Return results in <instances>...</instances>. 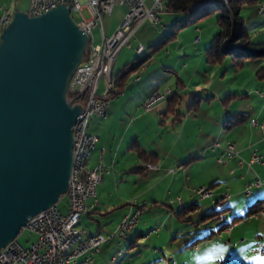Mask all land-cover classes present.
<instances>
[{"label": "crops", "instance_id": "obj_1", "mask_svg": "<svg viewBox=\"0 0 264 264\" xmlns=\"http://www.w3.org/2000/svg\"><path fill=\"white\" fill-rule=\"evenodd\" d=\"M18 1L19 0H17L16 3H18ZM8 5H10V3ZM261 5H263V10L262 12H259L258 7ZM6 6L7 5H5L4 7ZM253 6L255 8L252 12L256 11L260 15L264 13V0H259L253 5H247L248 8ZM117 7L122 10V16L118 20V23L115 25L114 29L110 33H106L107 35H110L116 29L125 14V6ZM243 8L244 6L242 7V9ZM1 9L2 7L0 6V10ZM114 9H116V6L113 8L111 14L109 15H112ZM250 16H252L251 12L249 13L248 17ZM244 19L246 22L247 18ZM252 22L255 29H259L257 32H254L255 39H257L256 36L262 34L256 41H264V22L262 20H253ZM209 42L210 41H208L207 43ZM131 44L128 49L132 48ZM136 47L137 45L133 50L135 55L137 54ZM204 49L202 50V56L205 58ZM127 57H130L129 54L127 55ZM116 58L114 60V63L116 61ZM149 68V66L146 67L143 65L140 68V70L143 69L144 71L143 75H137L133 78V82L139 83V85L137 86L138 88L150 86L151 89L150 93L144 92L142 93V95L139 94V101H141L139 103L140 105H142V103L153 92L158 91L157 89L160 88L159 86H155L156 84L154 85V77H152V74L150 72L147 73ZM182 71L183 69L180 73H182ZM207 71L208 69H206V74L204 75L206 76L205 82L203 81L204 79L199 82H193V79L196 77L198 72L197 68L193 70L191 74H189V80L187 83L184 78L179 77L181 81L179 84V93L181 94L188 90L190 91V93L200 95V93H202L201 90H203L204 92L210 91V98L220 96L222 95V93H225L224 91H227L226 89L229 86L223 85L225 87V90H220V92H218V90H216L217 88L214 86V84H216L217 86L221 84L218 79L219 76H217L219 74V69H213L211 72ZM238 71L234 70V74H236ZM257 76L260 77L259 75ZM262 78H264V76ZM228 90L230 89L228 88ZM232 92L242 93L239 90H236L228 91L227 94ZM261 92L262 95H259V93L257 94L259 97L264 98L263 91ZM161 106L162 108L159 110V114L163 116L162 112L165 109L166 101L160 102L155 107L160 108ZM151 111L144 112L142 109L141 112H144V114L138 116L137 118L141 119L143 116L145 117V113L148 114ZM217 112L218 113H215L214 115H211L210 113H204L202 118L199 120L200 122L198 123L199 114H197L196 111L188 110V112L181 115L180 120H172V128H174V125L176 127L170 134L166 131L167 135L165 139H163L162 137H156L154 135V133L156 132H154L152 136L149 137L150 140L141 138V131L139 129H136L137 119L129 122L119 136L113 134L112 138L109 137L111 136L110 132L108 133L109 138H102L101 135L98 134H101L98 129H100V127H102L101 130L104 129L103 127H105L107 122L112 118V113L110 115H107L106 117L94 116L91 119V121L89 122L88 131L92 134L97 135L98 141L95 149L90 155L89 166H94L99 162V160H101L104 165H107L109 167V172L104 175L103 180L97 186L100 194L98 203L96 205H92V207H90L89 210L81 217V224L84 227H87L93 233H90L92 235L96 234L99 231L104 234H110L114 231L117 224L125 215H127L131 211L136 210L137 207L141 208L142 211L139 215L137 223L129 232H127L126 237L114 235L107 242L102 243L97 250L84 255H79L75 258L74 261H71L67 264H102L105 260H107V253L110 252H108V248H110L109 244H111L112 241H116L114 246L116 245L115 247L117 248L118 255H120L122 254L120 247L121 245H123V243L125 245V248H128L137 245L139 237H143L142 239H146L147 235H149L150 233H156V236L158 238L161 237L162 235L159 233L161 232V225L155 228L150 227L153 218L150 215H148L147 218L141 217L144 208L148 205V201H150V206L148 207L149 214H152V212L155 215L159 214V211H154V208L158 204L155 198L157 194L158 197H163V203L169 206L171 214L174 213L175 208H178V210L180 209L178 198L182 200L184 207L189 205V207H183L187 214H185V216H183L182 218L177 217V220L186 222L189 221L190 223H194L195 221H197L201 215L209 211L213 206L216 208H220L222 206L227 207L226 211L221 212V218L216 221V224L214 226L210 222L214 221L212 219L207 220L206 218H203V220H200V222L204 223V226H202L200 229L197 228L196 230H194V237H196L197 235H203L210 228L216 227L222 221L231 220L233 215L244 214L250 203L264 197V128H261V125L264 126V122L260 120L261 112H256L255 114H253L252 112V115H250L249 113H245L248 115L249 121L252 118L257 120L256 125H252L248 122L246 123L248 124L247 126L241 127V125H238L239 127L236 126L231 129H226L223 126V121L225 115L227 114L225 109H221ZM169 116H166L165 118ZM96 118H102V121ZM165 120L166 119H164L162 123H164ZM154 122L155 120L154 118H152L150 124ZM147 127L148 126L146 125L145 127L143 126V128L145 129H147ZM240 127L241 129H239ZM133 139H136L142 146V148L147 152L156 153L157 160L154 163L157 164V167L159 165L158 172H143L142 167L146 162L142 158H140L137 151L130 146ZM214 142H218L220 147L212 148V144ZM228 144L234 145V147L238 151V157L226 158L224 162H219L218 157L222 153L221 147H225ZM255 149L257 152L263 154L262 161L254 162L251 164V166H249L247 163H244L242 166H240L239 160H249L252 152ZM137 166H141V168L138 170H134V167ZM171 168H174V171L171 172L169 170ZM133 173H139L141 175L140 177H132V179H134L135 177V185H133V188L131 187V185L129 186V191L126 192L127 194L124 193V196L121 195V197L117 196L116 198H113L111 193H109L108 196L105 194V185H103L105 176H108V181L111 180V183L117 189L119 186L118 183L130 180V176ZM232 177H236L238 178V180ZM257 178L262 179V184L259 186L252 185L254 180H256ZM149 184L150 186H148ZM247 185H250L248 190L246 189ZM199 187H205L209 190L210 194L202 197L197 192V189ZM140 189L142 190L141 193L139 192ZM133 195H138V197L132 198ZM169 197H172L170 199L172 201L166 202ZM133 199L134 203L131 204L130 201ZM139 201H141V203ZM91 202L92 201H90V203ZM239 203H242V205L239 206ZM66 207L67 204L64 206L63 210L61 208L60 209L64 212L66 210ZM117 209L118 211L114 213V211ZM151 209H153V211ZM158 210H161V208H158ZM171 214L170 212L166 213L164 219L168 216L170 217ZM108 216H113L111 220L115 223H111L113 224V226L109 230H105L104 225L107 223L106 218ZM184 218H189L190 220H185ZM164 219L162 223H164ZM245 222L249 224L250 229L241 228L240 225L242 223H240L238 219H235L232 223L228 224L227 226H225V228L221 229L218 232L217 236L223 231L221 236L223 237V239L226 237L224 239L226 242L224 241L223 244L219 242L220 244H218V246L220 245V248H214L210 250V252L212 253H217L214 258L222 257V255H225L224 247L231 246L228 252V256L227 258H225V261L222 260L223 257L221 258V264H238L239 260L244 261V264H247L249 261L251 262L250 264H257V258H261V263H264V254L259 251L258 246V244L264 245V219L261 217H254ZM93 225L96 226L95 229L92 228ZM176 227V222H174V220L172 219L170 229L173 230V234L175 233V231H177ZM187 233L189 234L190 232ZM173 236L176 237L177 235L174 234ZM116 237L117 239L114 240ZM217 240H222V238H220L219 236ZM189 243H185L186 247L191 245ZM210 245L211 244H209V246ZM207 246L208 245H203L200 247L196 245L194 249L196 251V254L194 256H200L201 258H204L205 256L207 257L209 255L208 250L206 249ZM116 256L117 255H115L114 253L111 255V263L117 260Z\"/></svg>", "mask_w": 264, "mask_h": 264}, {"label": "rangeland", "instance_id": "obj_2", "mask_svg": "<svg viewBox=\"0 0 264 264\" xmlns=\"http://www.w3.org/2000/svg\"><path fill=\"white\" fill-rule=\"evenodd\" d=\"M16 1L17 0H11V2L10 0H0V6L2 7V9L0 10V15L4 14L3 13L4 8L5 10L10 8L12 12V16H13L14 10L16 11V9H18L19 11L27 12V10L30 7V0H19L18 3H16ZM9 3L10 5H8ZM146 3L149 4L150 1L147 0ZM5 5L7 6L4 7ZM254 8H255L254 6L248 8L247 5H244V8L241 9V14L244 18H247L246 25L250 31L252 38L255 39L254 32H257L259 29L258 30L255 29L252 21L262 20L264 22V13L260 15L256 11L252 12ZM250 12L252 13V16L248 17ZM122 13H123L122 10L116 6V9H114L112 15L105 16L102 20L104 31H101L100 26L99 27L97 26L98 28L96 27L95 29H93L92 42L95 44L101 45L104 41L103 36L104 37L105 35L108 37L112 36L114 31L110 35H107L106 33H110L114 29L115 25L118 23V20L122 16ZM84 14L87 15V12L85 10H84ZM71 16L75 22L78 21L79 16L76 13H71ZM216 16H217V13H212L199 20H196L193 23L187 24L186 26L182 28L176 29L175 36L166 39L165 43L161 45L155 52H153L149 60L144 64V66L150 67L147 73L150 72L152 74V77H154V81H153L154 85L156 84L155 86L160 87L159 89H157L158 91L153 92L146 100H148L150 97L153 98L155 96L164 95L162 99L155 101L150 107V109L145 108V103L147 102L146 100H145L146 102L144 101L142 105L139 104L141 102L139 101V98H140L139 94L142 95V93L144 92L150 93V90H151L150 86H146L144 88H138L137 86L139 85V83L133 82L134 77H136L137 75H141V76L143 75V72H144L143 69L131 74V76L127 80L126 86L121 95L113 96L111 98L108 97L109 98L108 99V112L105 116H99V117H106L107 115H110L111 113L113 116L107 122L105 127H103L104 128L103 130H101L102 127L98 129V131L101 132V134L100 133L98 134L101 135L102 138L103 137L107 138L109 132L111 135L109 136L110 138H112L113 134L114 135L116 134V136H119L121 132L125 129V127L128 125L129 122H132L137 119L136 129H139L141 131V136H142L141 138L145 140H150L149 137H151L152 134L156 132L154 133L156 137L158 138L162 137L163 139H165L167 132H169L170 134L176 126L174 125V128H172V125H173L172 115L165 118L166 120L164 123L162 122L160 123V119L162 118V115L159 114V110L162 108V106L160 108H156L155 106L159 104L160 102L166 101L167 98L171 94H174L175 91H178L179 93L180 91V87H179L180 83H178V79H180L179 77L184 78V80H186V83H187L189 80V74H191L193 70H195L196 68L198 72H197L196 77L193 79V82H199L202 79H204L203 81L205 82L206 76L204 75L206 74L205 73L206 69H208L209 72H211L213 69H219L220 75L218 74L217 76H219L218 79L221 82V84H219L218 86L214 84V86L217 88L216 90H218V92H220V90L222 91L225 90V87L223 85L229 86L228 88L230 89L228 90L227 88L226 89L227 91H224L225 93H222V95L215 96L212 98L209 97V95H211L210 91L204 92L203 90H201L202 92L200 93L201 102L198 104L196 109H192V111H196V113L199 114L198 123L200 122L199 120L202 118L204 113H210L211 115H214L215 113H218L217 111L221 109H225L227 113L228 112L230 113L241 112V113H249L250 115H252V112L253 114H255L256 112H261L260 120L264 122V98L259 97L257 94L263 91V97H264V78H260L256 75L257 70L260 67H264V58L248 61L241 70H239L236 74H234V70L231 67V62L229 58H225L220 63L209 64L206 62L205 58L202 56V50L204 49V46L208 44L207 42L210 41L213 35L219 30V25L217 23ZM159 17H160V20L156 24H152L147 19L143 20L140 23V26L136 29V31L129 37V43L122 45L119 51L121 49L122 50L120 52L118 51L119 54L117 53L118 56L116 55L117 58L115 57L116 61L114 63V67L112 71L113 74L117 72L126 62L130 60V58H132L135 55L133 50L136 45L137 46L143 45L145 48V51H149L150 46L152 44L157 43L161 39V37L164 35V33L166 32L164 30V24L170 25L176 19L183 18L184 15L182 13H174V12H168V11L163 10L159 13ZM117 27H119V25ZM260 35L256 36V38L257 39L260 38ZM131 41H132V44H131ZM130 44L132 48L128 49ZM128 54L130 57H127ZM182 69L183 71L182 73H180ZM221 85H222V88H221ZM108 88L109 87L106 85V78L103 76L100 79L99 84H98V94H104L105 92H107ZM236 90H239L242 93H240V95H236L235 97H230L229 99L224 101V98L226 94L228 93V91H236ZM193 94L194 93H190V91L188 90L184 93H181L180 104L178 106L179 112H182V113L188 112L187 103L189 102V99L191 95ZM259 95H262V94H259ZM142 109L144 112L151 111V110L152 111L149 112L148 114L145 113V117L143 116L141 119H138L137 118L138 116L144 114V112H141ZM94 116H97V115H94ZM94 116H92V118ZM152 118H154L155 122L150 124V121ZM96 119L102 121V118H96ZM248 122L251 123L252 125L257 124V120H256V124H254L253 122H251V119L249 121V117H248L244 122L240 123L239 126L240 125L241 127L247 126L248 124L246 123ZM145 125L148 126L147 129L143 128V126L145 127ZM241 127L239 129H241ZM213 147L219 148L220 145L218 142H214L212 144V148ZM226 147L227 146L221 147L222 153L218 157L219 162H224L226 158L238 157V151L235 147L234 148L237 151V155L232 156V157L229 156L228 152L225 151ZM253 154H261V153L257 152L255 149L252 152L251 157L253 156ZM261 155H262V158L259 162H261L263 159V154ZM251 157L249 158V160L240 159L239 165L242 166L244 163H247L249 166H251L252 163L257 162V161H254L250 163L249 161ZM146 163L142 167L143 172L144 173H154V172H151L149 169H146L145 167ZM155 164L156 163L154 162L150 163V165L157 167V164L156 165ZM158 170H159V165H158ZM169 170L172 172L174 171V168H171ZM140 175L141 174L139 173H133L130 176L131 181L130 180L123 181V182L119 181L121 183H118L119 186L117 189L111 183V180L108 181L107 179L108 176H105L104 178L105 180L103 181L104 182L103 185H105V194L108 196V194L111 193L113 198H116L117 196L121 197V195L129 191L130 185L132 188H133V185H135L134 183L135 177L134 179H132V177L133 176L140 177ZM234 179L238 180V178L236 177ZM260 180L262 181V179ZM255 183H256V180H254L252 185L259 186V185H256ZM148 186H150V184ZM247 186H250V185H247ZM200 188H203L204 192H208V195L210 194L209 190L206 189L205 187H199L197 189V192ZM139 192L141 193L142 190L140 189ZM198 193L199 195H201L200 192ZM99 196H100L99 190L97 189V198H99ZM172 196H175V195H172ZM204 196H207V195H204ZM134 197H138V195H135V196L133 195L132 198ZM155 198L158 204L155 208L154 207L153 208L155 212L156 210L159 211V214L155 215L153 212L152 214H149L148 207L150 206V201H148V205L144 208L143 214L141 217L147 218L148 215H150L153 218V220L151 221L150 227L155 228L161 225L160 226L161 232L159 233L162 236L158 238L156 236V233L155 234L150 233L146 237L147 239L150 236L147 240L142 239L143 237H139L137 245L128 247V248H125V245L123 243V245H121L120 247L121 252H122V254L120 255H118L117 248L115 247L116 245L114 246L116 241H112V243L109 244L110 248H108V252L109 251L110 252L107 253L108 254L107 260H105L102 264H109V262L110 264H220L221 262L218 260H221L222 257H223L222 260L225 261V258H227L228 252L231 246L224 247L225 255H222V257L214 258L217 253L210 252V250L214 248L216 249L220 248V245L218 246V244L224 243L225 241L224 239L226 237L223 239V237L221 236L223 231L218 236L216 235L213 239L206 240L203 242L200 241L196 243V245L200 247L203 245H208L206 249L208 250L209 255L207 257L205 256L204 258H201L200 256L199 257L194 256L196 254V251L194 250L196 245L193 244V245L186 247L185 243L186 242L189 243L194 238L195 236L194 230H196L197 228L200 229L202 226H204V223L200 222L201 218L199 217L198 220L195 221L194 223H190L189 221L186 222L182 220H177L178 218H177L176 213L178 211V208H175L174 213L171 214L169 206L163 203L164 201L163 197H158V194H157ZM171 198L172 197H169L166 202H171L172 201L170 200ZM179 199L180 198H178L180 206H182L181 203L183 204V202L182 200L180 202ZM263 200H264V197H263ZM263 200H261V203H263ZM139 202L141 203V201ZM130 203L133 204L134 199L131 200ZM56 204L58 205L59 209L61 208L63 210L64 206L67 204V200L65 196L61 198ZM239 204H240L239 206L242 205V203H239ZM158 208H161V210H158ZM137 209H140L142 211V209L139 207H137ZM151 210L153 211V209ZM116 211H118V209L115 210L114 213ZM168 212H170L171 216L170 217L168 216L164 219V217L166 216V213ZM256 212L257 211H255L254 213H251L252 216L249 219L247 218L244 219L245 217L244 216L242 220H239L240 223H242L240 227L243 229H250L249 224L245 221H248L254 217L263 218L260 215H255L257 214ZM185 214H187L186 211H184L180 215L178 214L179 215L178 217L182 218L183 216H185ZM249 214L248 216L251 215ZM112 217L113 216H108L106 218L107 220L104 219L107 221V223L104 225L105 230H109L113 226V224L111 223H115L114 221L111 220ZM171 218L174 220V222H176V225H177L176 227L177 231H175L174 233L175 235H177L176 237L173 236L174 235L172 232L173 230L170 229V224H172ZM163 219L165 220L164 223H162ZM214 221H210L211 224H213V226L216 224L217 220H214ZM94 226L95 225L92 226L93 229L96 228V226L95 227ZM134 226L135 225L130 227L128 231H130ZM187 232H190V233L188 234ZM219 236L220 238H222V240H217ZM116 239L117 237L114 240ZM17 240L23 245H28L30 242H34L36 240V236L28 231H21L19 235L17 236ZM209 244L211 245L209 246ZM259 251H260V248H259ZM113 253L117 255L116 256L117 260L111 263L110 257ZM261 262H262L261 258L256 259L257 264H260ZM250 263L251 262L249 261L247 264H250ZM238 264H244V261L239 260ZM261 264H264V263H261Z\"/></svg>", "mask_w": 264, "mask_h": 264}, {"label": "water", "instance_id": "obj_3", "mask_svg": "<svg viewBox=\"0 0 264 264\" xmlns=\"http://www.w3.org/2000/svg\"><path fill=\"white\" fill-rule=\"evenodd\" d=\"M89 40L66 4L36 16L16 10L1 31L0 247L67 191L83 109L67 93Z\"/></svg>", "mask_w": 264, "mask_h": 264}, {"label": "built area", "instance_id": "obj_4", "mask_svg": "<svg viewBox=\"0 0 264 264\" xmlns=\"http://www.w3.org/2000/svg\"><path fill=\"white\" fill-rule=\"evenodd\" d=\"M146 1L63 0V3L70 4V13H76L79 16L76 24L91 40L86 58L76 69L69 85V90L73 95L86 92L83 104H89V113L87 116H81V124L74 127L73 150H76V156L82 152H89L90 158L96 147L98 137L88 131L89 122L92 116H105L108 111V93L98 94L100 79L104 76L106 85L111 87L112 67L119 49L122 45L129 43V37L143 20L147 19L152 24H156L160 20L159 13L165 9L163 0H149V4ZM54 3L56 0H30V7L27 12L31 16L40 15L54 8ZM115 6H125L126 8L119 27H116L112 36H103L104 41L101 45L93 43V29L100 26L101 31H104L102 20L106 15L111 14ZM3 10L0 32L5 27L6 17L12 16L5 15V8ZM84 10L87 15L84 14ZM143 48V45H138L136 51L139 52ZM163 96L150 97L146 100L147 102L145 101V108L150 109L152 104L162 99ZM251 122L256 124L254 119H251ZM261 128L264 126L261 125ZM225 151L231 157L237 155L233 144H228ZM261 158V154H253L249 162H259ZM89 161L87 160L85 163V168L81 170V174H74L72 165L68 181L69 186L65 194L68 202L66 210L63 212L57 206H52L31 217L27 222L26 229L36 235V240L28 245H23L16 240L11 241L8 243L10 244L9 253H2V248H0V264H65L76 256L97 250L102 243L107 242L114 235L126 236L128 229L137 223L140 209L125 215L113 233L97 232V236L90 240V244L76 247L71 258L62 257V249L68 238H79V232L87 229L80 224L82 212L97 204V185L109 172V168L101 160L94 166H89ZM145 167L151 172L158 170V167H150V162L146 163ZM261 182L260 179H256L255 184L260 185ZM248 188L249 186L246 187L247 190ZM198 192L202 196L208 195V192H204L203 188H200ZM179 200L181 202V199ZM90 201L92 202L90 203ZM256 213L255 215L264 218V203L260 205ZM251 216L252 214L247 219ZM259 247L260 252L264 254V246L260 244Z\"/></svg>", "mask_w": 264, "mask_h": 264}, {"label": "trees", "instance_id": "obj_5", "mask_svg": "<svg viewBox=\"0 0 264 264\" xmlns=\"http://www.w3.org/2000/svg\"><path fill=\"white\" fill-rule=\"evenodd\" d=\"M258 1L259 0H163L165 11L182 13L184 17L176 19L170 25L164 24V30L166 32L157 43L150 46L149 51H145V48H143L142 51L137 52V54L126 62L117 72L111 74L112 85L107 90L108 97L111 98L113 96L120 95L123 92L131 74L138 72L140 68L149 60L152 53L165 43L166 39L175 36L176 29L182 28L187 24L193 23L196 20L212 13H217L216 20L219 25V30L205 46L204 56L207 63L216 64L222 62L225 58H229L234 70L238 71L242 69L248 61L264 58V41H256L252 38L245 19L241 15V9L244 5H253ZM262 10L263 5L258 7L259 12H262ZM87 52H85V57ZM256 74L262 78L264 76V67H260ZM180 82V79H178V83ZM236 95H240V93H229L225 96L224 101L230 97H235ZM72 96L73 95L71 94H67L68 99H71ZM82 96L84 97L85 93L79 96V100H83V98H81ZM200 97L201 96L199 94L191 95L189 102L187 103V109H196L198 104L201 102ZM180 99L181 94L177 91L167 98L165 109L162 112L163 116L160 120L161 122H163L165 117L169 115H172L173 121L180 120V117L183 114L178 110ZM247 118L248 115L245 113H227L223 121V126L226 129H230L244 122ZM130 146L137 151L138 156L145 162H155L157 160L156 153L144 150L136 139L131 141ZM140 168L141 166H137L134 167V170H138ZM64 196L66 198V195H63V197ZM261 200H263V198L250 203L244 214L233 215L231 220L222 221L216 227L210 228L203 235H197L190 241L189 244L195 245L197 242L209 240L217 235L221 229L225 228V226L232 223L235 219L242 220V218L244 216L247 217L249 213L251 214L258 211L260 205L262 204ZM181 205L182 206H180V209L176 213L177 217L185 211V207H189V205L184 207L182 203ZM226 209V206H222L220 208L213 206L209 211L201 215L200 218L201 220H203V218H206L207 220H218L221 218V212ZM185 220L190 219L188 218ZM89 232L92 233L90 230ZM220 261L222 263V260Z\"/></svg>", "mask_w": 264, "mask_h": 264}, {"label": "bare ground", "instance_id": "obj_6", "mask_svg": "<svg viewBox=\"0 0 264 264\" xmlns=\"http://www.w3.org/2000/svg\"><path fill=\"white\" fill-rule=\"evenodd\" d=\"M59 4H65V3H63V0H56V3H54V7H56L57 5H59ZM66 5H70V4H66ZM71 14V13H70ZM5 15H12V12H11V9H6L5 10ZM31 16V15H30ZM11 18H12V16H7L6 17V19H5V26L10 22V20H11ZM0 24H1V18H0ZM78 26V25H77ZM79 27V26H78ZM4 28V27H3ZM2 28V29H3ZM2 31V30H1ZM1 33V32H0ZM85 33V32H84ZM90 44H91V40H89V46H90ZM143 49H140L139 50V52L140 51H142ZM87 51V50H86ZM86 57H84L83 58V60L85 59ZM83 60H82V62H83ZM81 62V63H82ZM80 63V64H81ZM79 64V65H80ZM79 65L77 66V68L79 67ZM76 68V69H77ZM76 71V70H75ZM75 73V72H74ZM74 73L72 74V77H73V75H74ZM71 77V78H72ZM71 80V79H70ZM69 85H70V81H69ZM83 93H85L86 94V92H82V93H80V94H75V95H73L71 92H70V90H69V87H68V94H71V95H73L72 97H71V99H74V102H79V103H81L82 104V106H83V109H82V111H81V113H79L80 115H78L77 116V119H76V121H75V123L73 124V126H72V133H73V141H72V144L74 143V127H76L77 125H80L81 124V116H87V114L89 113V104H83L84 102V97L82 96L81 98H83V100H79L80 98H79V96L80 95H82ZM87 160H89V152H82L79 156H76V150H73V145H72V165H73V172H74V174H81V170H84V168H85V163L87 162ZM72 165H71V168H72ZM150 167H156V166H152V165H150ZM71 172V171H70ZM69 177H70V175H69ZM68 181H69V179H68ZM68 186H69V184H68ZM67 189H68V187H67ZM66 194V193H65ZM64 194V195H65ZM60 200V199H59ZM56 203H58V202H56ZM54 204L53 206H57V204ZM263 203H264V201H263ZM262 203V204H263ZM52 207V206H51ZM57 208H58V206H57ZM59 209V208H58ZM43 211V210H42ZM88 210H83V212H82V215H84L86 212H87ZM39 213V212H38ZM38 213H36V214H38ZM35 214V215H36ZM34 216V215H33ZM33 216H31V217H33ZM31 217H29L28 218V220L31 218ZM249 216H247V217H245V218H248ZM28 220H27V222H28ZM27 222L25 223V225L24 226H22L21 227V229H20V231H19V233L21 232V231H28L29 232V230H27L26 229V225H27ZM129 232V231H128ZM19 233H18V235H19ZM30 233H32V232H30ZM32 234H34V233H32ZM17 235V236H18ZM35 235V234H34ZM126 235H127V232H126ZM17 236H15L11 241H14V240H16V241H18L17 240ZM36 236V235H35ZM97 236V233L96 234H94V235H92V234H90V232L88 231V229H85L84 231H81V232H79V238H68V240H67V242H66V244H65V246H64V248L62 249V257L63 258H71L72 257V255H73V253L75 252V250H76V247H80V246H82V245H84V244H90V240L91 239H93L94 237H96ZM121 237V236H120ZM10 241V242H11ZM10 242H8V243H10ZM6 244L5 246H3V247H0V248H2V253H9L10 252V244ZM30 243H32V242H30ZM29 243V244H30ZM95 251V250H94ZM92 252V251H91ZM89 253V252H88ZM85 254H87V253H85ZM82 255H84V254H82ZM76 257H78V256H76ZM75 257V258H76ZM75 258L73 259V260H71V261H74L75 260ZM71 261H69V262H71ZM69 262H67V263H69ZM67 263H65V264H67Z\"/></svg>", "mask_w": 264, "mask_h": 264}]
</instances>
